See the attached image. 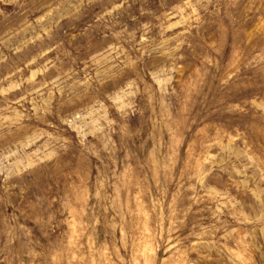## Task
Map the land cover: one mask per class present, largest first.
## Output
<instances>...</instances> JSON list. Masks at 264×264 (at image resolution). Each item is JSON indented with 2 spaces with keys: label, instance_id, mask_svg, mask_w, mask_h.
Here are the masks:
<instances>
[{
  "label": "rangeland",
  "instance_id": "rangeland-1",
  "mask_svg": "<svg viewBox=\"0 0 264 264\" xmlns=\"http://www.w3.org/2000/svg\"><path fill=\"white\" fill-rule=\"evenodd\" d=\"M0 264H264V0H0Z\"/></svg>",
  "mask_w": 264,
  "mask_h": 264
}]
</instances>
